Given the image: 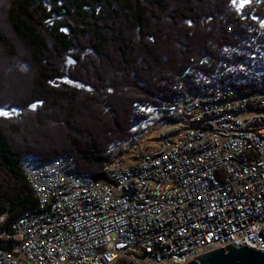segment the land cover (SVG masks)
I'll list each match as a JSON object with an SVG mask.
<instances>
[{"label": "trees", "instance_id": "1", "mask_svg": "<svg viewBox=\"0 0 264 264\" xmlns=\"http://www.w3.org/2000/svg\"><path fill=\"white\" fill-rule=\"evenodd\" d=\"M262 17L264 0H11L0 14V107L21 113L0 116L3 229L38 205L24 158L73 152L102 179L139 142L148 110L178 120L174 99L204 79L264 92V68L238 70Z\"/></svg>", "mask_w": 264, "mask_h": 264}, {"label": "built area", "instance_id": "2", "mask_svg": "<svg viewBox=\"0 0 264 264\" xmlns=\"http://www.w3.org/2000/svg\"><path fill=\"white\" fill-rule=\"evenodd\" d=\"M256 21L240 72L264 68ZM215 95L221 102L197 89L175 98L179 119L157 142L116 154L105 178L81 170L73 152L22 163L38 205L0 228V264H188L229 245L264 251V94Z\"/></svg>", "mask_w": 264, "mask_h": 264}, {"label": "water", "instance_id": "3", "mask_svg": "<svg viewBox=\"0 0 264 264\" xmlns=\"http://www.w3.org/2000/svg\"><path fill=\"white\" fill-rule=\"evenodd\" d=\"M258 235L264 246V230ZM188 264H264V251L250 246L229 245L195 258Z\"/></svg>", "mask_w": 264, "mask_h": 264}, {"label": "rangeland", "instance_id": "4", "mask_svg": "<svg viewBox=\"0 0 264 264\" xmlns=\"http://www.w3.org/2000/svg\"><path fill=\"white\" fill-rule=\"evenodd\" d=\"M10 6H11V0H0V14H1V12L8 10L10 8ZM0 21H1V18H0ZM72 64L73 63H70L68 61L66 66L71 67ZM64 80H66V79H64ZM0 111L7 112V113H9V115H11V114L16 115V114L21 113L20 109H17V108L15 109V108H10V107H0ZM148 111H149L148 113H150L149 120L137 128L139 131H142L141 134L138 136V138H140L139 142L141 144H145L147 146H149V144H151V143L157 142V140H158L157 133L159 131V128L167 123V122H165V123L160 122L156 113H154L150 110H148ZM25 160L23 159L22 162H24ZM3 227H5V224L1 225L0 228H3Z\"/></svg>", "mask_w": 264, "mask_h": 264}, {"label": "bare ground", "instance_id": "5", "mask_svg": "<svg viewBox=\"0 0 264 264\" xmlns=\"http://www.w3.org/2000/svg\"><path fill=\"white\" fill-rule=\"evenodd\" d=\"M205 83L204 85H200L199 88H197L198 96L214 95L212 96V103L221 102V95H215V94H219L220 91L231 92V99H241L246 96H256V95L264 94V92H261V93H253L250 95L249 94L245 95V94H242L239 89H237L235 86L231 85L230 83H227L226 85H223V86L208 85ZM60 157H64V155ZM55 159H59V157ZM24 160L25 161L23 163L29 164V165H36V164L43 163L39 159L33 158V157H26L24 158ZM157 264H171V262L160 261V262H157Z\"/></svg>", "mask_w": 264, "mask_h": 264}, {"label": "snow or ice", "instance_id": "6", "mask_svg": "<svg viewBox=\"0 0 264 264\" xmlns=\"http://www.w3.org/2000/svg\"><path fill=\"white\" fill-rule=\"evenodd\" d=\"M244 2H247V0H244ZM233 3H234V5H235V4H236V0H233ZM243 6H244L243 3H241V4L239 5L240 8H242ZM8 115H9V113H7V112H3V111H0V116L8 117Z\"/></svg>", "mask_w": 264, "mask_h": 264}]
</instances>
